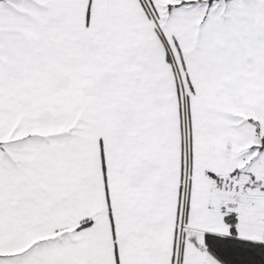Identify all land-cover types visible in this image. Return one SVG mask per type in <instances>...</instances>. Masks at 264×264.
I'll use <instances>...</instances> for the list:
<instances>
[{"label":"snow or ice","instance_id":"snow-or-ice-1","mask_svg":"<svg viewBox=\"0 0 264 264\" xmlns=\"http://www.w3.org/2000/svg\"><path fill=\"white\" fill-rule=\"evenodd\" d=\"M0 264H264V0H0Z\"/></svg>","mask_w":264,"mask_h":264}]
</instances>
